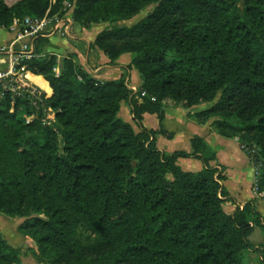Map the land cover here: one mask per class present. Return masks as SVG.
<instances>
[{"label":"trees","instance_id":"1","mask_svg":"<svg viewBox=\"0 0 264 264\" xmlns=\"http://www.w3.org/2000/svg\"><path fill=\"white\" fill-rule=\"evenodd\" d=\"M63 1L0 0V29L47 11L62 16ZM148 6L137 23L117 25ZM70 13L82 28L108 24L91 48L110 64L125 54L130 63L118 80L100 82L72 55L19 62L52 93L32 106L0 85V214L23 219L17 231L34 242L37 264H247L248 238L254 228L264 233L254 202L227 212L234 201L222 171L209 166L215 151L194 136L190 153L161 152L155 140L166 132L141 122L155 114L161 124L166 101L211 104L188 117L257 150L264 194V0H73ZM132 70L136 93L127 86ZM122 103L139 132L119 117ZM181 158L203 169L185 172ZM0 264H21L1 233Z\"/></svg>","mask_w":264,"mask_h":264},{"label":"crops","instance_id":"2","mask_svg":"<svg viewBox=\"0 0 264 264\" xmlns=\"http://www.w3.org/2000/svg\"><path fill=\"white\" fill-rule=\"evenodd\" d=\"M2 1L10 7L20 0ZM68 17L70 26L65 33L47 31L35 38H30L19 36L17 29L10 27L7 30L0 29V47L13 45L15 54H33L38 58L54 56L58 63L64 57L72 55L91 78L100 82L118 80L123 73V68L129 65L131 56L129 54L122 55L113 64H110L108 58L101 51L91 48L96 35L104 29V25L98 24L90 28H82L73 22L71 14H68ZM10 67L8 57L0 55V70L7 71ZM55 72L58 73V69ZM24 73L47 97L51 96L52 91L41 76ZM140 84L138 73L134 70L129 71L128 89L132 87L138 90ZM208 108L209 105L201 104L187 109L166 101L164 102L161 124L155 114H144L141 124L146 130L157 131L162 127L166 135H158L155 144L159 151L167 154L177 151L190 153L191 138L195 136L203 139L205 144L215 151V160L209 162V166L222 171L225 179L221 185L234 201V204L229 202L225 204L226 211L232 212L236 206L241 209L247 202H254L257 211L264 220V199L263 196H256L253 193L254 169L246 154L240 149L238 140L222 138L211 129L210 122L199 125L188 117L189 114ZM118 115L138 132L139 129L135 126L127 104H121ZM177 165L185 172H199L203 169V164L196 158L178 159Z\"/></svg>","mask_w":264,"mask_h":264},{"label":"built area","instance_id":"3","mask_svg":"<svg viewBox=\"0 0 264 264\" xmlns=\"http://www.w3.org/2000/svg\"><path fill=\"white\" fill-rule=\"evenodd\" d=\"M72 1L73 0L63 1L62 12L64 14L62 16L59 14L49 16L47 11L42 18H32L26 16L20 20L15 19L13 20L10 28L16 30L17 27H22L24 28V32H18L19 36L30 38H35L47 31H50L51 33H65L70 26V18L68 17V14H70L72 9ZM0 55H6L11 64V67L7 71L0 70V85L3 90L8 91L15 96H22L24 94L28 95L32 106L42 104V99L47 97L45 93L35 83L31 82L27 78L23 67L16 70L19 62L25 58H31V54H15L14 46L8 45L0 47ZM145 95V92H141L142 97ZM151 100H153V98H151ZM46 113V123L47 125H50L54 121V114L50 109H47ZM24 120L25 123H29L31 117H25ZM240 149L246 154L254 169L253 193L258 196H263V193H258L257 191V176L260 164H254L253 161L254 154L257 150L254 147L248 148L245 146H240Z\"/></svg>","mask_w":264,"mask_h":264},{"label":"rangeland","instance_id":"4","mask_svg":"<svg viewBox=\"0 0 264 264\" xmlns=\"http://www.w3.org/2000/svg\"><path fill=\"white\" fill-rule=\"evenodd\" d=\"M154 6L146 7L142 12L131 20L118 23V26H131L141 19H143L148 13L153 10ZM71 14V13H70ZM104 28L108 24H102ZM17 31L20 33L24 32V28L17 27ZM141 85V84H140ZM132 93L138 92L137 89H129ZM211 106V104H206ZM136 126V125H135ZM139 132V130H138ZM258 196V195H256ZM23 222V219L19 218H8L0 214V233L3 238L10 244L12 247L20 250V260L21 264H37L35 259L32 256V250H35V244L32 240L24 238L21 236L17 229L18 226ZM249 242L252 244L253 249L248 250L244 254V263L247 264H261V257L264 256V233L260 228H254L253 233L248 238Z\"/></svg>","mask_w":264,"mask_h":264}]
</instances>
